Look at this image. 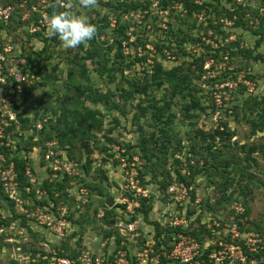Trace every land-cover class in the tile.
<instances>
[{
  "label": "rangeland",
  "instance_id": "1",
  "mask_svg": "<svg viewBox=\"0 0 264 264\" xmlns=\"http://www.w3.org/2000/svg\"><path fill=\"white\" fill-rule=\"evenodd\" d=\"M64 1H66L64 10H69L68 6L71 5V11L87 15L90 22L96 25L95 40L99 43L107 39L111 45L117 37L114 29L119 27V24H123L125 29L120 31L124 33L125 36L123 37H128L122 42L123 52L124 55L130 56L131 60L127 61L128 63L131 62V65L129 69L124 67L123 74L117 73L116 77L128 89L130 88L128 83L130 79L142 81L147 73L152 72L156 64H161L163 68L169 70L191 62L193 60L192 54L195 53V55L200 56L201 53H204L203 51L207 50L201 44L202 42L213 48L226 49V54H223L224 50H221L220 60L224 57L222 61L218 62L214 59V62L212 60V64H215L214 70L194 81L203 89V92L198 94L202 98V102L206 105H210V103L212 105L208 108L207 114L201 115L196 128L199 127L208 132L220 123L226 122L230 130L234 132L232 142L237 141L241 144L254 142L261 146L264 145V132H258L256 135L251 134L250 126L244 117L245 100L250 97H264V0H232L231 2L220 0V3L217 0H203V4L205 2L220 4L217 18L213 13V7H211L212 13L210 16H207L204 10L188 15V10L178 2L172 3L169 1L167 7L163 8L161 6L162 0H123L129 3L131 1L141 3L150 1L148 8L138 7L137 9H130L124 14H121L120 10L115 7L121 0H96L95 7L87 9L79 6V0ZM234 5L239 8L236 10L238 13L231 20L226 15L224 16V13L227 10L232 11ZM209 17H211V23L208 21ZM181 18L186 20L185 23L195 26L190 28L186 24H181ZM237 18H243L242 20L245 22L243 24H246V26H238L235 23ZM27 26L29 25L24 26V28ZM24 28L9 32L3 24L0 31V42L5 45L12 43L15 46L14 53L16 55L22 56L23 54L25 59H27V55H30L31 59L36 58L34 57L35 54L42 51L45 44L42 43L43 40L39 36H36L35 40L29 41L28 34L25 32V30L27 32L28 30ZM180 31L186 33L190 31L194 37H201L202 40L200 39L195 43H180L176 41L184 35ZM47 39L49 43L51 41L50 44L52 45L48 49L45 48L46 51L41 56L38 55L41 58V65L37 75L39 79L36 83L37 87L35 85V89L26 96H18L13 94L11 90L8 91V102L3 103L5 106L3 112L5 110L6 114L9 111L13 114L20 111L22 115L32 116L36 114L37 109H44L48 106L54 107L57 103L53 104L52 102L57 97H64L67 92L62 85L70 70L69 60L75 54H85L87 49L91 48L88 42L83 48L78 46L74 49H64L60 46L58 39H53L51 36ZM137 41L145 42V49ZM235 42L241 48L250 50L252 57L237 54L233 59H229V49L233 48L231 43ZM106 45L104 44V47H107ZM180 48L186 49V55H178V53H181ZM112 50L115 53L116 47ZM19 51L22 54H18ZM145 57L146 59H144ZM254 57L257 59L254 60ZM30 61L27 60L28 64H32V61ZM85 63L89 69V77L93 88L103 92H106L107 89L117 90L114 100L118 101L121 90L116 87L115 83L117 82H110L107 77L108 74L100 77L91 60L85 61ZM33 65H38V62L34 61ZM227 70L232 74L229 73L226 76ZM45 80H52L53 83L50 82L44 86L42 83ZM156 92L154 94L155 98L159 100L158 104L161 106L163 105L162 97L165 96V93L168 95L169 92L165 89ZM150 95L145 99L139 93H136L134 99L127 103L126 113L118 111L110 113L109 105H103L102 103L94 105L92 102L87 101L86 105L90 108L95 109L98 107L102 111V116H99V118L103 120L102 126L91 133L94 138H87V146L81 142H76L72 146L68 142L61 145L56 140H44V146H37L39 145L37 144L39 141L38 135H35L32 141L28 140L33 134V130L26 128L25 131L18 132V135H15L14 131H7L5 130L6 126L4 127V132L0 137V146L12 147L11 149L14 151L19 145L25 148L20 150V155L21 158L29 161L26 168V176L29 178L26 190L31 193L35 192L37 199L32 195L27 197L22 193L23 190L19 191L22 196V203L15 202L13 204L15 212H12L6 200L0 198V264H41L37 262L40 258V260H43L44 254L53 255V251L59 254L62 244H69L75 251H79L84 242L89 246V249L95 252L100 250V243L106 240L104 232L110 229L105 225V221L103 223L96 220L95 212L96 210L106 212L107 209L103 205L102 194L95 187H92L90 191L91 203L89 202L87 205V203L83 204L80 201L81 196H79L77 188L80 186L78 181L82 183L83 180L91 183V185L105 187L106 192H109L115 199H122V203L126 200L133 204V202H140L144 198L147 200V205L151 207L148 220L144 218L145 214L143 210L141 212L140 204V208L137 209L135 218L146 223L140 229L141 236L132 240L131 237L124 235L122 232L121 234L114 228L115 240L109 241L107 245L111 251L117 249L116 240L123 238V240H126L127 248H130L131 252H135L144 244V238H147V241L155 240L153 237L158 235L157 224L174 229L168 224L183 221L177 227L181 226L184 229L193 230L202 222L209 221L210 218L217 219L219 216L221 222L230 224L234 221L243 229L251 228V223L254 222L264 226V151L254 155L258 165L252 167L245 175H251V179H244L243 183L250 188L248 195L237 200L238 193L233 190L238 185L235 184L232 188H229L227 194H233L234 197L231 205L220 206L217 204L223 193L217 191L216 185H210L206 177L197 178L193 186L195 195L188 192L184 182L179 183L174 165L172 166V160L179 158L183 167V169L180 168L181 172L183 174L190 172L187 169L189 159L186 157L188 151L186 147L182 150L183 152L176 153L174 157L169 158L165 166L159 165L154 172V177L151 172L147 173L152 169L150 166L145 167L146 160L139 154L141 153V142L151 137L152 133L160 137V126L155 125L153 114H151L152 110H148L145 115L137 117L138 111L135 110V106L142 98L145 99L142 106L149 105L152 97ZM170 95L168 97L173 101L170 111L173 116L171 127L179 137H183L184 143L188 146L186 134L189 129L186 126L191 120L186 119L185 113L181 110L182 100ZM215 97L222 103L221 106H218L219 103ZM41 101L43 103L39 105ZM216 107L221 110L218 109L215 112ZM236 111L239 115H236ZM40 116L42 117V114ZM51 117H53V114L44 117V119ZM116 117L118 121H116ZM191 122H195V120ZM22 134L25 136L23 137ZM117 147H120L124 151V155L128 157L127 166L123 165V163H126L125 161L120 164L116 158L110 156ZM44 148H49V151L43 153ZM8 163L6 156L0 153V171L6 170L11 165V163ZM190 163L195 164V161L190 159ZM65 168H69V173H65ZM132 170L136 173L138 170L143 172V177L138 176L137 178L138 185L135 189H132V185L128 181ZM164 170L171 172L172 183L162 190L160 182L165 177L162 176ZM103 173H105L107 179H105ZM75 175L77 178L69 177ZM48 181L49 183L55 181L58 184H63V192L60 197L61 204H63V208L68 210V215L72 216L73 225H76L78 235L69 236L70 238L68 237L66 240L58 239L34 219L33 213H35L38 206L36 200L45 198L46 192L42 191L41 188ZM76 181L77 184H74ZM1 188L5 192L0 179ZM183 188L187 189V195L184 193ZM59 194L56 191L53 194L54 198L56 199ZM47 200L50 202L47 205L49 208L53 205L54 208L59 206L49 196ZM244 201L249 207V215L246 218L243 217L245 211L239 215L233 209L235 205H238L237 207L244 206ZM133 209L134 207H132ZM126 210L121 203H118L117 209L112 212L114 215H120L127 220L128 217H124V214H127ZM232 210L237 214H234ZM50 260L51 258L48 256L47 263Z\"/></svg>",
  "mask_w": 264,
  "mask_h": 264
},
{
  "label": "trees",
  "instance_id": "2",
  "mask_svg": "<svg viewBox=\"0 0 264 264\" xmlns=\"http://www.w3.org/2000/svg\"><path fill=\"white\" fill-rule=\"evenodd\" d=\"M18 1L19 0H0V4L4 6L11 5L16 7L9 22L7 24H4L7 28L6 30L9 32L13 30L16 31L19 28L20 29L24 28V26L29 25V23H32L34 21L33 20L34 18L28 21L21 20L22 14H21V9L18 7ZM169 1H171L172 3L178 2L183 8L188 10V15H192L195 12H200L204 10L205 14L207 16H210L212 13L211 7H213V13L215 14L216 18L219 15L220 0H217L219 2L217 5L211 3L208 4L207 2L198 5L195 4L192 0H162L161 6L163 8H166L167 5L170 3ZM229 1L231 2L232 0ZM233 3L235 4V2ZM149 5H150V1L149 2L145 1L142 3L133 2V1H131L130 3L126 1L123 2L119 1V3L116 4L115 7L118 8V10H120L121 14H124L128 12L130 9H137L138 7L148 8ZM238 8H239L238 6L234 5L232 11L225 9L227 11L224 13V16L226 15L229 19L232 20L234 18V15L238 13L236 11ZM57 11H64V9L56 6H52L48 11L49 16L53 12H57ZM242 19L241 18L235 19V23L238 26L239 25L246 26V24H243L245 22ZM208 21H210L211 23V17H209ZM180 22L181 24L188 25L190 28L195 26V25L192 26L189 23H185L186 20L184 18H181ZM181 24L179 23V25ZM119 25H120L119 27L114 29L115 30L114 33L117 34V37L115 40H113L111 45L107 41V39L99 43L97 40H95L94 37L92 40L89 41L91 48L87 49L85 54L77 53L71 58V60H69L68 66L70 70L67 73V77L65 78V81L63 82L62 85L63 89H66L67 92L64 95V97L62 98L57 97V99L54 102H52L53 104L57 103L56 105H54V107L48 106L45 107L44 109H37L36 114L32 116L22 115L20 111H17L16 120L14 121L12 120L10 122V126L6 127L5 130L14 131L16 133L15 135H18V132L25 131L26 128H29L33 130V134H31L28 140L32 141L35 138V135L39 136V141L37 143L39 145L37 146L40 145L44 146L43 144L45 142L44 140L47 141L56 140V142L61 145H64L66 142H68V144L71 146L74 145L76 142H81V143H85V145L87 146L88 145L86 144L87 138L89 139L94 138L93 134L91 133H94V131L99 129L103 124V120L99 118V116L100 117L102 116V111L98 109V107L95 109L90 108V106L86 105L87 101L92 102L94 105H97L99 103H102L103 105H109L108 109L110 113L114 111L126 113L125 107L127 106V103H129L132 99H134V95L136 93H139L145 99L151 94L150 96L152 97L149 105L142 106V103L145 101V99L142 98L139 101V103L135 106V110L138 111L137 117L145 115L148 110H152L151 114H153L154 123L156 126H160L159 129L160 137H157L155 133H152L151 137L144 139L141 142V146H140L141 153L139 154L146 160L145 167L150 166V168L152 169L151 171H147V173L151 172L152 176L154 177V172L156 171L159 165L165 166L168 163L169 158L174 157L176 153L183 152L182 150L186 147L188 150L186 153V157L189 159L187 169L190 172H185V174L181 172L180 168L183 169V167L181 164V160H179V158H174L172 160V166L174 165L173 166L174 171L177 179L179 180V183L184 182L190 194L195 195L194 193L195 189L193 188V186L195 185L197 178L206 177L210 185H216L217 191L223 193L222 198L217 202V204L220 206L222 205L224 206L225 204L231 205V203H233V199H234L233 194H227V193L229 191V188H232V186L235 184L238 185L233 190L234 192L238 193L236 198L237 200L242 196L248 195L250 188L248 185H244L243 183H244V179L246 180L251 179V175L250 176L249 175L245 176V175L252 167L258 165L257 159L256 157H254V155L258 153H262L264 151V145L261 146L254 142L243 143V144L237 141L232 142L231 139L232 136L234 135V132L230 130L226 122L220 123L219 125H217L215 128H213L208 132L203 131L199 127L196 128L197 121L199 120L201 115L208 113V108L210 107L211 103L210 105L209 104L206 105L204 104V102H202V98H200L198 94L203 92V89L198 84H195L194 81L199 80L204 74L206 75V73L213 71L215 68V64H212V66L209 69H204L205 62L209 60H213L214 62L215 60H217L218 62L222 61L224 57H222V60H220L221 59L220 53L221 50H224V52L222 53L226 54V49L213 48L209 44L205 45L202 42L201 44L204 45L207 50L203 51L204 53H201L200 56H198L197 54L195 55V53L192 54L193 60L191 62H188L184 66L181 65L169 70L163 68L161 64H156L155 67H153L152 72L147 73L145 75L146 77L142 81L136 79H130L128 81V83L130 84V88L128 89L125 88L124 84L121 83L120 80L118 81L116 77L117 73L123 74L124 67L126 69H129L131 65V62L128 63L127 61V60H131L130 56L124 55L123 45H122V42L128 37L126 38L123 37L125 35L122 31L125 29V27L123 26L122 23ZM1 28L2 26H0V31ZM24 29H27V27H25ZM190 31L187 33L180 31L184 35L182 36V38L176 39V41L180 43H186V42L195 43L196 41H200V39L202 40L201 37H197V38L194 37V35L190 33ZM25 32L28 34L29 41L35 40V38H37L36 36H39L40 39L43 40L42 43L45 44L43 50L35 54L34 57L36 58L31 59L30 55L26 56L27 58L26 62L27 60L28 61L31 60L32 64L31 63L28 64L27 62L25 70L29 69L31 72H34L36 75H38L39 67L41 65L40 64L41 58L39 57L46 51V49H48L52 45L50 44L51 41L49 43V40L47 39L48 37H50V35L48 34L47 36L43 30L38 31L35 34H31L26 30ZM51 37L53 39H56L54 36ZM137 42L138 44L143 45L145 49V44H146L145 42L142 41H137ZM104 44H107L106 45L107 47H104ZM231 46H233V48L229 49L230 51L228 53L230 55L229 59H233L234 57H236L237 54H241L244 57H250V58L252 57V52L250 50L248 51L245 50L244 48H241L240 46H238L237 42L231 43ZM80 47L83 48L84 45H81ZM114 47H116L115 53L112 52L113 51L112 49ZM180 49H181V53H178V55L179 54L186 55V49L185 48H180ZM144 59H146V57ZM255 59L257 58L254 57V60ZM90 60L94 64V69H96L100 77H103L104 74H108L107 77L109 78L110 82H117L115 83L117 85L116 87L121 90L118 101L114 100V96L117 90L107 89L106 92H103L93 88V85L91 83V78L89 77V69L87 68L88 66L85 63V61H90ZM34 61H37L38 65L34 66L33 65ZM229 73L231 72L227 70L226 76H228ZM38 80L39 79H37V81L31 84L29 87L23 85L22 96H26L29 93H31L35 89V85L38 82ZM50 82L53 83L52 80L51 81L45 80V82H43L42 85L45 86ZM8 89L12 90L15 88L8 87ZM163 89L167 90L169 94H171L170 95L171 97H178L179 99L182 100L181 110L183 113H185L186 119L191 121L195 120V122L190 121L186 126V128L189 129L186 134L188 137L187 139V142L189 143L188 146L184 143L183 137H179V135L175 133L173 127H171V124H173L172 122L173 116L172 114H170V111L173 105V101L170 97H168L169 94L167 95V93H165V96L162 97L163 105L161 106L158 104L159 100L155 98L154 95L155 92L156 91L159 92ZM150 90H152L151 93H149ZM12 93L17 95L15 91H12ZM245 102H246V107H245L244 117L246 118V122L250 126L251 134L256 135L258 132H264V97L263 98L250 97L247 100H245ZM42 103L43 101H41L39 105H41ZM218 109L219 108L216 107L215 112ZM1 113L2 112L0 111V123L4 119V117L1 116ZM40 114H42V117L41 116L39 117ZM50 114H53V117L45 120L44 117L49 116ZM236 115H239L237 111H236ZM115 119L116 121H118L117 117ZM39 122L42 124V129H40V131H38L37 129V124ZM22 136L24 137L25 135L22 134ZM11 148L6 147L5 145L0 146V153H3L6 156L7 161L9 162L8 164L10 163L14 164V170L16 172L17 181L19 183V191L23 190L22 193L27 197H30L32 195L37 199L35 192L31 193L30 191L26 190V187L28 185L27 183L29 182V178L28 176H26V168L28 167L29 161L21 158L22 156L20 155V150L25 148L24 147L22 148L21 145H19L15 151L12 150ZM44 149L45 151L43 153L49 151V148H44ZM10 152H15V153H10ZM114 153H111L110 156L114 157ZM123 156H125L124 153ZM263 157H264V153H263ZM190 159H193L195 161V164H191ZM116 160L119 162L118 159ZM142 173L143 172L138 170L136 178H138V176L142 178L143 177ZM103 174L105 176V179H107L105 173ZM0 175H1V171H0ZM162 176L165 177L160 182V186L161 189L164 190L168 187L169 184L172 183V176L169 170L166 171L164 170V172H162ZM74 177L77 178V176ZM53 182L49 183L48 181L44 183V186L41 189L42 191L46 192V195L44 196L45 198L36 200V205L45 209L46 214L54 213L58 215L60 212L59 208L61 207L60 197L62 196V192H63V187H62L63 184L62 183L58 184L57 182L55 183ZM78 183L81 186L88 189L89 202H90V191L92 190V187H95L102 194L103 205L107 209V211L106 212L103 211L104 215L102 217H98V214L101 212V210L99 212L98 210H96L95 212L96 220L98 222H103V223L106 222L105 225H107L110 230L109 231L105 230L107 232H104V238L108 239L109 241H114L116 235V233L114 232V228H116L115 222L117 221L119 215H114L112 211L117 209V205L115 204V206L111 209L106 207L104 203V194L106 192L105 187L103 188V186L101 185H91V183H88L87 181L84 180L82 183H80L79 181ZM56 191H58L60 194L55 199L53 194ZM5 194L6 192H3L1 188L0 198L6 200V202L10 205L12 212H15L13 208V204L15 203V201L9 199L8 195ZM47 195L55 203H58L59 206L54 208L53 205L52 207L49 208L47 205L50 202L49 200H47L48 199ZM20 197L22 196L20 195ZM192 198L194 199V196ZM89 202L87 203V205L89 204ZM140 205H141L140 208L141 212L143 210V213L145 214L144 218L148 220L151 207L147 205V200L144 198L141 199ZM243 205L245 211L243 217L246 218L249 215V207L247 206L245 201L243 202ZM234 210H232V212L234 214H237ZM71 217L72 216L67 215V218L72 221ZM133 218H135V216H133ZM219 218H220L219 216L217 219L210 218L209 221L202 222L201 224H199V226L195 227L193 230H187L182 228L181 226L174 227V229H170V228H165L166 227L165 225L157 224L156 229L158 235L154 237L155 247L158 248L161 245L168 246L169 243L172 241L173 236H175L179 232L191 234L202 244L210 243L216 237L212 233V230L209 228V225L214 227L216 230L217 229L222 230V228H224L223 225L225 224L228 225L225 222H221ZM34 219L37 222L36 217H34ZM215 223H218L220 227H217ZM145 224H146L145 222L140 221V229ZM230 224H237V223L233 221ZM238 228L242 232H252L255 234H259L264 239L263 224L260 223L257 224L254 222L251 223V228L249 229H243L242 227H239V225ZM146 232L148 234V230ZM76 235H78V233L76 232V225H75L73 231L67 235L65 240L69 236L74 237ZM144 239H145L144 240L145 243L147 241V238ZM122 240L123 238H119L116 240L117 242L116 248L121 247ZM81 241L83 242V240ZM127 247H128L127 245L124 246L126 250L128 249ZM80 248L82 249V246ZM81 249H79V251H75L72 247H70L69 244H62L61 252L58 254V256L74 259L78 257V255L81 252ZM48 256L49 258L53 257V255L44 254L42 257L43 260H40L41 259L40 258L37 263L48 264L47 263ZM251 258L254 259L259 264H264V250L261 251L259 255L252 256Z\"/></svg>",
  "mask_w": 264,
  "mask_h": 264
},
{
  "label": "built area",
  "instance_id": "3",
  "mask_svg": "<svg viewBox=\"0 0 264 264\" xmlns=\"http://www.w3.org/2000/svg\"><path fill=\"white\" fill-rule=\"evenodd\" d=\"M123 1V0H121ZM195 4L201 5L203 0H192ZM52 6L63 8L66 6L64 0H19L18 7L21 9V20L28 21L34 18L32 23H29L27 30L31 34H35L40 30H43L46 35L47 22L46 17L49 16V9ZM15 6H4L0 4V26L7 24L11 19ZM38 16V17H37ZM15 47L12 43L4 44L0 42V111L1 116L4 119L0 123V137L4 132V127L10 125V122L16 120V114L3 109L5 108V102H8L10 91L8 87H13L11 91H15L16 94L22 95L23 85L30 86L35 83L38 79L34 72L26 69V59L24 56L16 55ZM18 54H22L19 51ZM212 64V60L206 61L204 69H209ZM4 98V99H2ZM2 99V100H1ZM216 101L221 106L222 103L215 97ZM6 114V116H5ZM38 129H42V124H37ZM124 151L120 147H117L114 153V157L119 160L120 164L122 161L124 166H127L128 157L123 156ZM65 167V166H64ZM66 172L69 173V168H65ZM132 170L129 174L128 181L132 185V189L138 185V179L136 178V171ZM71 175V173H70ZM76 176V175H75ZM74 177V176H69ZM0 179L2 181L4 190L8 195L9 199L22 203L19 183L17 181V175L14 170V164L11 163L6 170L1 171ZM77 184V181L74 182ZM139 188V187H138ZM184 189V193L187 195V189ZM172 190V189H171ZM173 191V190H172ZM40 192V191H38ZM77 192L80 197V201L85 204L89 202V191L83 186H78ZM145 196V195H144ZM121 203L126 210L127 214L124 217H128L127 220L122 216H118L115 222L116 228L120 233H124L131 237L133 240L136 237L141 236L140 221L133 216L136 215L137 209L140 208V202H127L122 199H115V204ZM63 204H60L59 214H46L45 209L38 206L33 213L36 217L39 225L48 230L58 239H65L70 234L74 225L71 220L67 218L68 210L63 208ZM127 205V206H126ZM233 206L240 215L244 212L243 206ZM132 207L134 209L132 210ZM104 215L103 210L98 214V217ZM183 221H177L175 223L168 224L170 227H177ZM217 227H220L218 223H215ZM222 230L215 229L211 225L209 228L215 235L210 243H200L195 237L189 233L179 232L173 236L172 241L168 246L161 245L155 247V241H146L140 249H136L135 252H131L130 248L127 250L124 248L126 244L125 240H122L121 247L109 250V240H103L100 243V250L95 252L82 243V249L77 258H68L58 256L53 251V257L48 264H256L257 262L252 259V256L259 255L264 250V239L259 235L252 232H242L239 230L237 224L223 225ZM121 233V234H122ZM154 236V235H151ZM126 237V236H123ZM154 238V237H153ZM212 246V248H211ZM211 248V249H210ZM209 250V251H208ZM27 258H29L27 256Z\"/></svg>",
  "mask_w": 264,
  "mask_h": 264
},
{
  "label": "clouds",
  "instance_id": "4",
  "mask_svg": "<svg viewBox=\"0 0 264 264\" xmlns=\"http://www.w3.org/2000/svg\"><path fill=\"white\" fill-rule=\"evenodd\" d=\"M96 0H79L82 8L95 7ZM69 10L53 12L46 17L47 31L60 41L64 49H74L92 40L97 32L96 25L90 22L87 15Z\"/></svg>",
  "mask_w": 264,
  "mask_h": 264
},
{
  "label": "water",
  "instance_id": "5",
  "mask_svg": "<svg viewBox=\"0 0 264 264\" xmlns=\"http://www.w3.org/2000/svg\"><path fill=\"white\" fill-rule=\"evenodd\" d=\"M104 202L106 207L109 209L115 206V198L109 192L104 194Z\"/></svg>",
  "mask_w": 264,
  "mask_h": 264
}]
</instances>
